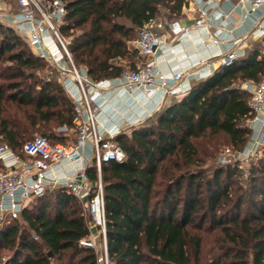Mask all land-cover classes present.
Segmentation results:
<instances>
[{
  "label": "trees",
  "instance_id": "1",
  "mask_svg": "<svg viewBox=\"0 0 264 264\" xmlns=\"http://www.w3.org/2000/svg\"><path fill=\"white\" fill-rule=\"evenodd\" d=\"M63 2L58 28L70 38L72 60L93 81H101L119 77L126 70L125 60H132L129 69L134 70L133 59L139 54L128 43L143 23L160 16L181 17L187 0ZM25 43L18 31L0 23V141L20 156L32 131L50 143L75 137L70 131L72 100L58 78H37L45 60ZM262 50L264 46L255 44L129 133L114 136L125 159L103 163L100 173L109 264H264V155L250 165L248 196L233 203L229 189L236 169L215 168L206 177L198 169L195 144L219 135L227 136L234 149L246 144L251 95L239 85L264 80ZM7 90L13 91L8 98ZM7 101L16 102L22 116L10 117ZM63 127L70 133L60 130ZM87 173L92 181L97 179L93 166ZM243 202L248 207L240 215ZM20 219L0 225V250L10 252L0 257V264H99L98 251L78 243L89 234V217L65 187L33 198ZM212 231L219 235L214 243L219 253L205 261L203 234Z\"/></svg>",
  "mask_w": 264,
  "mask_h": 264
},
{
  "label": "built area",
  "instance_id": "2",
  "mask_svg": "<svg viewBox=\"0 0 264 264\" xmlns=\"http://www.w3.org/2000/svg\"><path fill=\"white\" fill-rule=\"evenodd\" d=\"M13 1L15 10L6 17L8 25L26 39L35 56L55 68L62 86L67 82L76 86L77 93L72 95L75 115L73 128L70 130L75 133V137L71 142L50 143L43 136H34L23 144V156L15 154L7 145L0 144V161L3 166V171L0 172V223L20 219L21 210L33 198L52 188L65 187L79 201L83 214L89 217V234L78 241L79 245L98 251L99 264H109L101 165L110 161L122 162L125 153L113 140L114 134L99 130L91 95L100 94L105 88H124L129 92L139 88L145 91L159 89L165 96L175 95L184 92V73L174 72L170 78L156 73V54L164 46L166 39L155 31L156 19L150 18L140 28L133 47L145 61L136 64L134 70H125L117 78L93 81L84 68L74 64L68 48L70 39L63 37L59 31L65 12L63 0ZM249 3L250 9L254 10L264 0H249ZM205 14V8H200L198 17L194 19V28L206 26ZM172 29L178 35L189 31L188 27L175 22L172 23ZM212 42L217 44V37H213ZM241 55L242 53L228 49L219 57L220 65H230ZM239 86L251 95L249 107L252 117L248 119L249 126L250 121L257 120L262 125L255 137H250L242 148L234 150L226 147L218 157L221 165L238 161L255 162L264 150V117H260L264 111V80L257 83L244 81ZM60 130L67 131L65 127ZM86 150L89 151L87 154ZM75 163L80 165L74 167L71 173L60 175L57 172L63 165ZM90 166L95 168V181L87 173Z\"/></svg>",
  "mask_w": 264,
  "mask_h": 264
},
{
  "label": "crops",
  "instance_id": "3",
  "mask_svg": "<svg viewBox=\"0 0 264 264\" xmlns=\"http://www.w3.org/2000/svg\"><path fill=\"white\" fill-rule=\"evenodd\" d=\"M202 7L206 12V26L194 28V19ZM173 22L188 27V33H174ZM155 31L166 39L156 54L155 71L168 78L174 72H183L184 92L165 96L159 89L145 91L139 88L129 92L124 88H105L100 94H92V105L97 113L100 131L116 135L123 129L138 125L167 106L169 97L179 98L195 83L209 77L220 66L219 57L228 49L243 55L255 44L264 46V3L251 10L249 0H187L182 7L181 17L170 20L163 16V19H156ZM213 37H217V44L212 42ZM63 88L72 100V95L77 93L76 86L67 82ZM260 117H264V111ZM245 124L250 129L249 138L255 137L262 125L258 120L250 121V126L248 120ZM88 152L86 150L85 154ZM79 165L65 164L57 172L60 175L69 174Z\"/></svg>",
  "mask_w": 264,
  "mask_h": 264
},
{
  "label": "rangeland",
  "instance_id": "4",
  "mask_svg": "<svg viewBox=\"0 0 264 264\" xmlns=\"http://www.w3.org/2000/svg\"><path fill=\"white\" fill-rule=\"evenodd\" d=\"M15 10V4L13 0H0V23L4 26H8V22L6 20V17ZM165 10H161V14H163ZM160 19H163V16L159 17ZM138 33H136L134 39L128 43V45L133 48L135 40L138 37ZM70 39V38H69ZM27 46V44L25 43ZM28 47V46H27ZM264 51V50H262ZM133 61L137 64L141 63L143 59L139 56H136ZM132 62L131 59L125 60L124 64L126 66V70L129 69L130 63ZM46 66L39 72H37V78L41 81H48V80H57V72L55 68L50 65L48 62H46ZM13 93L12 90H7L5 92L6 98H8V95H11ZM174 99H178V96H172L169 97V101L171 102ZM16 102L14 101H7L5 104L9 106V113L10 117L12 116H17L20 117L22 116V110L19 106L15 104ZM63 131V130H62ZM123 131L130 132V128L123 129ZM65 132V131H64ZM67 133H70V131H67ZM40 135V132L35 131L31 132V134L28 135L29 138ZM73 136H71L72 138ZM2 141H0V144ZM197 150H198V156L201 159V164L198 167L199 170L203 171L204 175L206 177H210L214 171L215 168L219 167H233L236 170L234 171L233 178L231 180V185H230V195L232 197L233 203L237 201L238 199L248 196L250 185H249V172H250V165L253 162H236L234 164H229V165H221L218 163V157L220 154L223 152V150L226 147L232 148L231 145L229 144L228 138L225 135H219L216 137H204L195 142ZM234 149V148H232ZM237 150V149H234ZM264 155V150H262L260 157ZM257 161V160H256ZM3 169H0V172H2ZM245 199V198H244ZM231 205H227L224 207L223 210H226L228 207ZM248 207V204L246 202H243L241 204L240 208V215H243L244 210ZM81 209L83 211V208L81 206ZM87 217V216H85ZM21 223V219H19ZM198 221V220H196ZM1 225V223H0ZM24 225V224H22ZM208 225V221L205 222L204 228ZM219 237L218 233L216 231L212 232H204L203 234V250H202V258L206 261L209 260L212 256L217 255L219 252L214 246V243L216 239ZM226 246L229 247L230 244H226ZM10 252L8 250H0V257L9 254ZM248 259L250 261V255L248 256Z\"/></svg>",
  "mask_w": 264,
  "mask_h": 264
}]
</instances>
